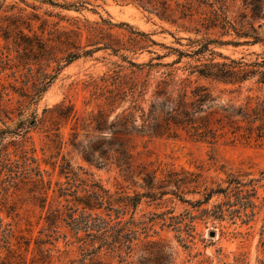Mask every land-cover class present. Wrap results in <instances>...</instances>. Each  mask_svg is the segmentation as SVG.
Returning <instances> with one entry per match:
<instances>
[{
	"label": "rangeland",
	"instance_id": "1",
	"mask_svg": "<svg viewBox=\"0 0 264 264\" xmlns=\"http://www.w3.org/2000/svg\"><path fill=\"white\" fill-rule=\"evenodd\" d=\"M56 1L71 6L68 9L52 7L40 0H0V264L96 262V257L81 253L78 243L73 242V232L64 222L55 230L46 222L50 210L64 208L63 198L57 195L59 187L78 185L79 194H83L80 181L73 182L60 174L64 163L70 164L79 180L97 182L111 192L124 191L129 195L168 192L153 199L147 194L141 197L135 220L146 223L148 236L144 238L145 234H140L134 241L127 256L130 264H143L145 252L160 249L152 241L172 247V250H163L172 264L186 261L196 264L201 260L234 262L243 258L248 264H264V144L245 142L229 133L214 142L197 139L182 130L176 137L137 135L132 139L135 147L131 167L126 169L113 159L101 160V163L86 161L82 148L88 144L92 132L85 130L79 119L58 118L55 109L61 103L70 105L78 118L96 111L104 101L105 89L113 87L110 76L116 71L126 80H134L138 85L144 83L143 90L140 93L136 90L133 97L139 106L145 110L151 105L159 109L165 96L157 97L154 91L163 73H169L165 79L170 93L180 80L196 79L195 74L189 75V66L209 59L223 61L211 51L252 61L262 46L211 42L207 50L203 48L204 52L196 55L192 52L209 39L227 40L232 36L221 35L220 29L202 25L197 14L193 16L194 21L186 18L170 23L128 1ZM261 23L263 27L258 33L264 36V18ZM91 27L96 28L95 32L89 31ZM137 31L146 36H136ZM83 50L93 52L83 55ZM179 51L190 56L173 63ZM68 52H78L80 57L68 65L58 62ZM157 55L162 58L156 59ZM127 60L134 63L152 60V63L170 66H157L148 73L147 67L138 70ZM44 74L53 75L54 79L41 97L31 103L34 88L40 87ZM248 84L236 103L244 98ZM128 104L124 103L123 107ZM57 133L60 138L55 137ZM27 157L36 159L44 180L49 181L44 192L25 178ZM170 172H177L178 177L197 175L200 184L197 192H192L195 183L181 184L179 189L167 183ZM148 173L154 175L152 189L144 183ZM231 176L259 179L253 210L234 212L237 205H224L225 216L219 220L207 217L201 210H216L215 205L228 200L223 194L192 207L170 193L176 191L184 200L195 201L202 199L205 187H226ZM35 195H43L44 204ZM230 201L235 203V198ZM153 213L160 215L151 220ZM171 216L183 218L180 231L168 226ZM104 259L111 262L107 256ZM111 264L118 263L114 259Z\"/></svg>",
	"mask_w": 264,
	"mask_h": 264
},
{
	"label": "trees",
	"instance_id": "2",
	"mask_svg": "<svg viewBox=\"0 0 264 264\" xmlns=\"http://www.w3.org/2000/svg\"><path fill=\"white\" fill-rule=\"evenodd\" d=\"M40 1L52 7L68 9L71 6L67 3H58L56 0ZM117 1L134 3L159 19L170 23L186 18L194 21L193 16L197 14L201 18L199 21H202V25L220 29L221 35L232 36L227 40L209 39L194 50L193 54H202L203 48L207 50L211 42L232 46L260 44L262 51L255 53V59L252 61H246L244 57L235 59L211 51V54L221 56L223 61L217 62L209 59L207 62L189 66V75L195 74L196 79L193 81L187 78L180 80L170 93L166 90L169 84L165 79L169 73H163L164 76L156 83L154 91L157 97L161 94L165 96L159 109L154 108L153 105L148 110L139 106L133 97L136 90L139 93L143 90L141 87L144 83L141 82L138 85L134 80H126L119 71L110 76L113 87L105 89L104 101L98 105L96 111H91L88 115L78 118L73 114L72 106L63 103L57 105L55 109L58 118L68 120L74 117L76 121L79 119L82 127L92 132L88 144L82 148L83 158L86 161L98 160L97 163H101V160L113 159L118 165H124L128 169L131 167L133 158L135 146L132 139L134 136L147 134L176 137L179 130L197 139L210 142L229 133L245 142L264 144V36L258 33L263 27L261 19L264 18V0ZM14 25L17 27V23ZM95 30L96 28L91 27L89 31L95 32ZM135 34L140 37L146 36L141 31ZM132 41L138 40L132 39ZM150 41L154 42L151 39ZM66 42L68 45L72 44L68 39ZM42 48L44 49L45 46L42 45ZM112 50L118 51L114 48ZM91 52L93 51L83 50L82 54L88 55ZM186 55L190 56L188 53L179 51L178 58L173 63L180 61ZM79 57L78 52H68L58 62L63 61L64 65H68ZM160 58H162L161 55L156 56V59ZM127 62L138 70L147 67L148 73L157 66H170L168 63H152V60L147 63H134L130 60ZM59 68L58 65L57 69ZM52 79H54L53 75H43L40 87H35V94L30 97L31 103H35L41 97ZM201 80L204 83L200 82ZM247 83L249 84L244 89L246 93L244 98L236 103V99L243 93L242 89ZM253 85H256V89ZM127 102L128 106L123 107V104ZM111 113L114 115L108 119ZM210 117H213L212 122ZM55 137L60 138V134L57 133ZM74 138H76L75 134ZM73 145H79V142H73ZM26 159L29 161L26 163L28 167L25 178H28L39 191L47 189L45 185L49 181L44 180L43 172L36 163V159L34 157ZM31 164L36 165L33 167ZM60 174L69 177L73 182L80 181L83 185L80 191L83 194H79L78 185L59 187L57 195L63 198L65 203L62 207L64 208H55L48 212L46 219L48 227L55 230L59 223L64 222L73 232V242L78 243L81 253L91 258L96 257L94 264H111L114 259L118 264H130L127 256L132 251L134 241L139 239L140 234H145L144 238L148 236L146 223L135 220L136 208L141 197L147 194L148 198L153 199L168 192L160 191L156 194L149 191L142 195L138 193L129 195L124 191L111 192L97 182L79 180L69 163L61 165ZM167 177H169L167 183H172L176 189H179L181 184L187 183H195L192 192H197L195 190L200 187L198 176L193 173L178 177L177 172H170ZM153 181L154 175L150 173L145 175L144 183L148 189L153 188ZM258 182L259 179L255 178L244 180L231 176L226 181V187H205L201 193L202 199L195 201L184 200L176 191L170 193L178 196L179 200L191 204L192 207H199L208 203L212 196L223 194L228 200L223 204L215 205L216 210H201L207 217L212 216L222 220L226 210L224 205H237L238 208L234 212L248 208L253 210L256 207L254 199L258 198L256 186ZM72 186L74 188L70 190ZM232 197L235 198V203H231ZM34 198L40 199L43 204L45 202L43 195H35ZM152 215L151 220L160 214L153 213ZM182 222L183 218L171 216L168 226L180 231ZM184 226L189 228L187 223ZM151 243L160 245V249H150L145 252L143 264H148V262L150 264H172L169 255L163 252L164 248L169 251L172 247L167 244L161 245L156 241ZM106 256L111 262L104 259ZM179 264H192V262L186 261ZM196 264H248V262L243 258L234 262L220 261L218 263L201 260Z\"/></svg>",
	"mask_w": 264,
	"mask_h": 264
},
{
	"label": "water",
	"instance_id": "3",
	"mask_svg": "<svg viewBox=\"0 0 264 264\" xmlns=\"http://www.w3.org/2000/svg\"><path fill=\"white\" fill-rule=\"evenodd\" d=\"M211 235L213 236L214 235V232H211Z\"/></svg>",
	"mask_w": 264,
	"mask_h": 264
}]
</instances>
